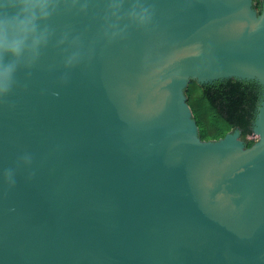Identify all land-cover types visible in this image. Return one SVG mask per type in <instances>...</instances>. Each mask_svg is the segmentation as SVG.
Masks as SVG:
<instances>
[{
  "label": "water",
  "instance_id": "water-1",
  "mask_svg": "<svg viewBox=\"0 0 264 264\" xmlns=\"http://www.w3.org/2000/svg\"><path fill=\"white\" fill-rule=\"evenodd\" d=\"M0 94V264H264V0H50ZM17 0H0V16ZM262 97L246 146L186 88Z\"/></svg>",
  "mask_w": 264,
  "mask_h": 264
},
{
  "label": "trees",
  "instance_id": "trees-1",
  "mask_svg": "<svg viewBox=\"0 0 264 264\" xmlns=\"http://www.w3.org/2000/svg\"><path fill=\"white\" fill-rule=\"evenodd\" d=\"M253 1L259 12L261 0ZM185 95L201 139L216 140L237 128L246 146L255 141L248 137L253 134V121L262 97L256 81L227 78L198 84L191 80Z\"/></svg>",
  "mask_w": 264,
  "mask_h": 264
},
{
  "label": "clouds",
  "instance_id": "clouds-1",
  "mask_svg": "<svg viewBox=\"0 0 264 264\" xmlns=\"http://www.w3.org/2000/svg\"><path fill=\"white\" fill-rule=\"evenodd\" d=\"M50 0H17L13 15L0 16V56L5 53L18 57L31 45L37 48L43 40L38 33V21L49 15ZM14 64H0V94L7 91Z\"/></svg>",
  "mask_w": 264,
  "mask_h": 264
},
{
  "label": "rangeland",
  "instance_id": "rangeland-1",
  "mask_svg": "<svg viewBox=\"0 0 264 264\" xmlns=\"http://www.w3.org/2000/svg\"><path fill=\"white\" fill-rule=\"evenodd\" d=\"M248 138H249V139L256 140V139H257V136H256V135H254V134H252V135H250Z\"/></svg>",
  "mask_w": 264,
  "mask_h": 264
}]
</instances>
